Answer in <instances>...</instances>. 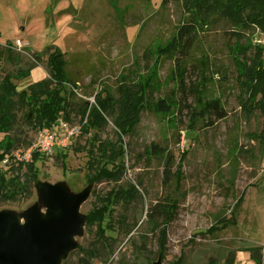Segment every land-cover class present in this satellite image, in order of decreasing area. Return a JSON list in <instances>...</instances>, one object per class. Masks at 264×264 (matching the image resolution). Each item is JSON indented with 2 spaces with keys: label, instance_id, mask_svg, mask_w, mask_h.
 <instances>
[{
  "label": "rangeland",
  "instance_id": "374dc122",
  "mask_svg": "<svg viewBox=\"0 0 264 264\" xmlns=\"http://www.w3.org/2000/svg\"><path fill=\"white\" fill-rule=\"evenodd\" d=\"M185 3L0 0V83L6 76L30 68L28 77L11 80L17 92L48 78L47 57L58 50L77 87L68 96L76 109L84 103L93 105L103 90L118 97L124 85L148 84L139 123L122 138L124 171L117 182L88 185L85 179L92 138L117 141L108 117L103 130L77 135L66 149L43 156L35 165L37 184H29L27 195L14 202L0 200V213L20 223L34 207L42 217L53 214L41 190L58 186L69 197L87 193L79 209L84 220L97 208L98 197L131 185L138 189L141 200L111 207L113 220L123 217L126 227L118 233L106 232L115 239L110 252L102 254L108 264H264V115L255 108L245 114L240 108L229 54L232 26L217 12L208 14L205 25H198L193 47L186 59L179 60L185 70V93H176L179 56L166 54L164 49L189 18ZM258 33L259 29L251 28L246 36L251 42ZM35 54L40 56L39 62H35ZM193 86L198 87L203 102L218 100L226 118L210 126L209 120L191 121L190 114L181 108L185 102L193 106L188 91ZM158 100L173 106L178 102L180 111L174 107L169 113H159L154 110ZM59 120L79 127L75 110L68 121ZM36 131L17 113L10 133L20 141L15 151L24 152ZM166 166L177 179L167 188L163 185ZM2 171L6 176L18 174L21 182L29 179L26 166L15 165L14 171L4 167ZM165 196L177 201L178 210L161 249L146 224V210ZM231 216L233 225L207 233L218 226L220 218ZM94 232L95 227H87L83 221L61 262L74 264L78 249H86L95 240Z\"/></svg>",
  "mask_w": 264,
  "mask_h": 264
},
{
  "label": "trees",
  "instance_id": "16d2710c",
  "mask_svg": "<svg viewBox=\"0 0 264 264\" xmlns=\"http://www.w3.org/2000/svg\"><path fill=\"white\" fill-rule=\"evenodd\" d=\"M185 6L188 12V20L177 28L174 37L165 46L166 54L173 53L179 56L176 59V93H185V70L181 66L183 59H186L193 47L197 35L198 25L203 26L207 22L208 14L217 12L230 20L233 44L230 47V58L234 65L236 84L239 90V105L245 114H251L255 108L264 115V49L251 44L246 32L251 28L259 29L264 33V0H186ZM10 49V48H9ZM160 51H155L157 55ZM163 51V52H164ZM2 50H0V55ZM35 62L40 61L38 54L33 55ZM49 77L27 87L26 90L17 92L12 84V79H22L29 76L30 69L19 70L15 76H6L0 83V200L14 202L19 197L27 195L28 185L37 184L38 176L35 165L43 159L38 153L32 154L28 163L17 165L26 166L29 179L20 181L18 174L6 176L4 167L8 171H14L13 164L3 165V161L10 153L20 146L16 136H10L17 121V113L34 129L52 128L60 118L68 121L69 115L74 110L79 115V135H89L91 131H101L107 125L110 117L112 125L117 134L115 143L108 140L101 141L94 136L88 144L86 163V183L92 185L99 182L115 183L123 173L122 159L124 150L122 138L129 136L139 123V116L143 108L144 96L148 91V84L139 83L137 86L124 85L118 92V97L103 90L96 95L94 104L84 103L83 107L75 108L68 101V96L73 95L76 84L70 80L67 73V63L64 55L58 50H53L47 57ZM71 87V91L67 90ZM193 97V106L183 103L181 110L190 114L191 121L209 120V126L213 121H220L226 118V111L218 100L203 102L200 98L197 86L189 88ZM104 95V96H102ZM185 101L188 100L184 99ZM175 106L158 100L154 110L165 114L172 108L179 112V103ZM65 157L62 158L64 161ZM174 178L171 170L166 166L164 169L163 185L169 187ZM140 199L137 188L129 185L127 188L117 187L102 197H98V206L84 217L85 226L95 227V240L86 248L78 249V257L74 264H108L102 260V254L111 250V244L115 239L106 236V232L118 233L119 229L126 227L125 219L113 220L112 206H129ZM178 210L177 201L171 196H165L155 200L146 210V224L150 227L151 235L157 237L162 249L165 234L169 225L175 220ZM116 224L118 226H116ZM233 217L228 220L224 217L217 221L216 227L207 233L225 229L233 225ZM253 261H256L253 259ZM65 260L61 264H65ZM258 263V262H257ZM228 264H231L229 261Z\"/></svg>",
  "mask_w": 264,
  "mask_h": 264
},
{
  "label": "water",
  "instance_id": "95a60500",
  "mask_svg": "<svg viewBox=\"0 0 264 264\" xmlns=\"http://www.w3.org/2000/svg\"><path fill=\"white\" fill-rule=\"evenodd\" d=\"M41 195L53 214L42 217L34 207L20 223L0 213V264H60L72 247L87 193L69 197L58 186H45Z\"/></svg>",
  "mask_w": 264,
  "mask_h": 264
},
{
  "label": "built area",
  "instance_id": "2783aa9c",
  "mask_svg": "<svg viewBox=\"0 0 264 264\" xmlns=\"http://www.w3.org/2000/svg\"><path fill=\"white\" fill-rule=\"evenodd\" d=\"M251 44L264 49V33L260 32L252 38ZM79 133L80 126L71 127L67 123L58 120L52 128L37 130L27 149L24 152L12 151L3 161V165L28 163L34 153H38L40 156H51L55 151L66 149L70 141Z\"/></svg>",
  "mask_w": 264,
  "mask_h": 264
}]
</instances>
